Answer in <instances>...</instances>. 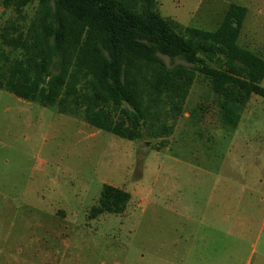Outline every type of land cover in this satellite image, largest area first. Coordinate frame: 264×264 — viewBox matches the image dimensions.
Returning a JSON list of instances; mask_svg holds the SVG:
<instances>
[{
	"label": "rangeland",
	"instance_id": "1",
	"mask_svg": "<svg viewBox=\"0 0 264 264\" xmlns=\"http://www.w3.org/2000/svg\"><path fill=\"white\" fill-rule=\"evenodd\" d=\"M232 2L249 9L239 43L264 57V0L158 9L215 30ZM161 139L144 128L129 140L0 88V264H264V97L252 94L232 128L198 74ZM104 183L131 199L90 219Z\"/></svg>",
	"mask_w": 264,
	"mask_h": 264
},
{
	"label": "trees",
	"instance_id": "2",
	"mask_svg": "<svg viewBox=\"0 0 264 264\" xmlns=\"http://www.w3.org/2000/svg\"><path fill=\"white\" fill-rule=\"evenodd\" d=\"M247 13L232 2L205 30L162 15L158 0H0V88L129 140L145 128L163 147L202 74L236 128L252 94L264 97V57L239 43ZM130 199L104 183L88 217Z\"/></svg>",
	"mask_w": 264,
	"mask_h": 264
},
{
	"label": "crops",
	"instance_id": "3",
	"mask_svg": "<svg viewBox=\"0 0 264 264\" xmlns=\"http://www.w3.org/2000/svg\"><path fill=\"white\" fill-rule=\"evenodd\" d=\"M248 8V7H247ZM249 10V9H248ZM249 12V11H248ZM247 15H248V13H247ZM246 15V16H247ZM246 19V18H245ZM242 32V31H241ZM247 33H248V35H249V37H250V29H249V27H247ZM242 34V33H241ZM251 39H252V37H250ZM251 49V48H250ZM255 51V50H254ZM257 52V51H256ZM241 120V119H240Z\"/></svg>",
	"mask_w": 264,
	"mask_h": 264
}]
</instances>
